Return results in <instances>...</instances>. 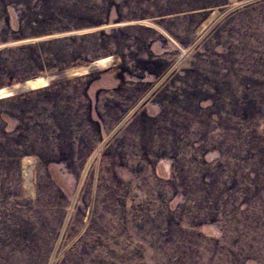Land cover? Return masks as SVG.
<instances>
[{
  "label": "rangeland",
  "instance_id": "374dc122",
  "mask_svg": "<svg viewBox=\"0 0 264 264\" xmlns=\"http://www.w3.org/2000/svg\"><path fill=\"white\" fill-rule=\"evenodd\" d=\"M27 46L76 49L0 71L51 79L0 99V264H264V0H0Z\"/></svg>",
  "mask_w": 264,
  "mask_h": 264
},
{
  "label": "trees",
  "instance_id": "16d2710c",
  "mask_svg": "<svg viewBox=\"0 0 264 264\" xmlns=\"http://www.w3.org/2000/svg\"><path fill=\"white\" fill-rule=\"evenodd\" d=\"M73 40L74 39H65L64 42ZM73 42H75V40ZM75 49H64L62 52H56L54 50L51 53H47L45 50L39 52L37 49L33 48V46L21 47L16 51L11 48L5 49L0 51V71L9 75L12 80L15 79L14 75H18V71H22L23 68L26 67L25 64L27 63L37 65L47 63L49 68H58L63 70L73 64L72 62L66 60L67 57H65V54H70L71 56L72 51ZM49 62L51 64H49ZM42 72L44 71H40V73Z\"/></svg>",
  "mask_w": 264,
  "mask_h": 264
},
{
  "label": "water",
  "instance_id": "95a60500",
  "mask_svg": "<svg viewBox=\"0 0 264 264\" xmlns=\"http://www.w3.org/2000/svg\"><path fill=\"white\" fill-rule=\"evenodd\" d=\"M75 73H77V72H75ZM39 79L43 80L44 83L41 85H38V83L40 82ZM50 82H51V79L46 78V77L33 78L30 80H27V81H25L19 85L8 87L6 89H1L0 90V99L11 98V97L18 95L19 93L28 92V91H35V90H39V89L48 87Z\"/></svg>",
  "mask_w": 264,
  "mask_h": 264
},
{
  "label": "bare ground",
  "instance_id": "6f19581e",
  "mask_svg": "<svg viewBox=\"0 0 264 264\" xmlns=\"http://www.w3.org/2000/svg\"><path fill=\"white\" fill-rule=\"evenodd\" d=\"M108 60H109V59H104V60H103V63L105 64ZM39 81H40V82L38 83V85H41V84L44 83L43 80H40V79H39ZM27 164H30V162H27ZM27 171H28V173L30 172L29 170H27Z\"/></svg>",
  "mask_w": 264,
  "mask_h": 264
}]
</instances>
